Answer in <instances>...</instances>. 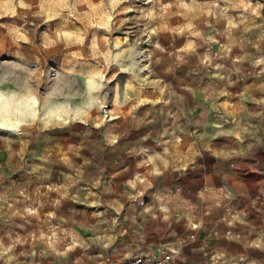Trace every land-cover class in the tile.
Masks as SVG:
<instances>
[{"label":"clouds","instance_id":"obj_1","mask_svg":"<svg viewBox=\"0 0 264 264\" xmlns=\"http://www.w3.org/2000/svg\"><path fill=\"white\" fill-rule=\"evenodd\" d=\"M129 22L136 32L134 48L140 49L138 74L154 84L152 95L113 63L115 33ZM168 38L180 43L170 47ZM189 72L195 75L189 78ZM196 109L215 112L217 119L196 125L198 118L188 119ZM259 124H264V0H0V151L9 154L7 171L0 164V264H29L22 257L41 264L48 257L66 259L76 249L81 254L72 264L99 259L90 250L115 244L123 235L115 231L120 214L133 218L137 208L151 218L153 229L168 228L182 214L187 235L181 247L202 248L198 234L222 205L230 210L217 237L221 243L209 250L212 264H264V222L250 219L237 201L242 193L232 172L241 166L257 170L264 161ZM207 127L214 131L197 135ZM57 134L72 139L67 148L47 145L39 155L28 152L34 140ZM54 152L60 165L55 170L46 166ZM26 154L42 163L29 164ZM106 154L131 169L118 182L119 191L108 179L114 174ZM14 159L24 170L19 178ZM190 168L205 178L219 168L223 176L186 192L171 181L174 172L187 175ZM259 183L252 204L264 215V181ZM81 203L105 211L73 207ZM100 224L108 227L88 239L73 235L80 225ZM25 244L31 246L17 250ZM169 250L179 255L176 246Z\"/></svg>","mask_w":264,"mask_h":264},{"label":"rangeland","instance_id":"obj_2","mask_svg":"<svg viewBox=\"0 0 264 264\" xmlns=\"http://www.w3.org/2000/svg\"><path fill=\"white\" fill-rule=\"evenodd\" d=\"M43 29H41L42 31ZM117 36L116 40V51L113 54V63L114 65L121 69L124 73L128 74L130 77L134 78L136 81L140 82V86L146 95L153 94L154 84H146L142 80V76L138 74L139 68L142 66L141 57H140V49L134 48V44L136 41V32L132 27V22L125 25L121 32L115 33ZM126 39L127 43L121 47L120 40ZM167 43L170 47L178 46L180 43L177 40L175 43L168 38ZM146 47V46H145ZM213 53L218 51L217 47L212 48ZM248 51H254L249 48ZM54 66V65H53ZM247 67V65H245ZM195 73L189 72L187 76L191 78ZM200 76L203 78L205 82L209 81V76L204 73H200ZM213 83H220L219 81H211ZM199 103V97L194 101ZM151 105H146V108H150ZM160 106L157 105V108ZM158 120H162L163 117L159 115L158 112L153 113ZM195 119L196 125H202L205 120L214 122L217 119V115L215 112L210 115L206 112H203L202 109H196L194 113L188 114V119ZM149 119H152L150 116ZM256 122V121H254ZM261 129V135L264 136V124L258 125ZM149 127H155V125H149ZM195 130V129H194ZM214 129L212 127L201 128L200 131L197 132V135H200L202 132L211 133ZM221 140L214 141V143H221ZM72 142L71 138H64L60 134L52 136L49 139H41L38 142L36 140L33 141L31 145L28 146L29 153H35V155H39L44 151L45 146L52 145L54 148L56 145H60L64 148ZM155 142V140H153ZM247 143V142H246ZM15 148L19 150L20 145H15ZM261 149L259 155L264 157V143L259 145ZM8 153L4 151H0V164L5 165V171H7V161H8ZM35 155H25V159L29 161V164H41L42 162L35 159ZM106 159H110V164L108 168V172L114 174V179L112 176H109L108 179L111 180L113 185L117 186V191H119L118 182L123 180L126 177L131 169H125L123 165L125 164L124 160H118L114 156L110 154L105 155ZM79 159V157H77ZM240 159L247 160V157H241ZM56 160L55 152L53 153L52 158L49 160L47 167L52 169L60 168V165L56 164L54 161ZM84 162V161H81ZM94 163V161H93ZM127 163L131 164V160L129 159ZM212 160H208V164L211 165ZM13 171L17 174V178L23 174V169H21L18 165H16V159L13 160ZM234 175V184L237 190L242 193V195L237 197V201L240 202L241 207L247 208L250 216V219L255 221L256 218H259L261 222H264V215L260 211H257L259 205L253 206L252 200L255 199L257 195V189L261 187L260 181H264V161L261 162L260 165L257 166V170H253L252 168L241 166L237 169L232 170ZM59 175V173H57ZM223 176V170L216 168L212 169V175L210 177H203L199 172L193 171L191 168L188 170L187 175L182 172H174V179L171 181L173 184L179 183L183 186L184 191L194 190L199 187L201 184L205 182V180H209L210 182H219L221 181ZM61 181L63 177H60ZM163 183V181H162ZM35 186V185H34ZM31 191V189H30ZM211 190L209 191V195H211ZM54 199L56 194H51ZM178 198V197H177ZM237 201H233L235 204ZM183 207L188 209L189 212L192 211V205L188 203V201H181ZM73 207L81 210L82 212H87L89 214L93 212H104L103 208H88L87 205L75 204ZM230 209L227 205H222L220 208L216 210L214 213V219H209L205 228L201 230L198 234V240L201 245L204 247H181L183 242L186 239V229L184 228L185 220L182 218V214H177L175 217V223L170 225L168 228L161 229L156 228L153 229L152 220L150 217L145 215H141L143 209L137 208L135 210V216L133 218L125 217L123 213L120 214V220L117 222L115 226V231L117 233L123 232V235H119L115 244H113L107 250L101 249H92V251L96 256L100 257L96 260H88L86 264H127L136 254H145L150 256H158L166 251H170V246H176L179 250V255H173V264H212L211 262V254H209V250L215 249L218 243H221L217 239L218 236L222 234V231L226 228V225L223 223V220L226 218L227 213ZM110 216H115L116 213L112 208L108 209ZM42 220H46V216L41 217ZM101 220L105 219L104 217L100 218ZM134 221V222H133ZM35 224H39V221H34ZM58 221L53 220L52 225L55 226ZM96 223V218H91V224ZM75 224V221H73ZM0 227H3L0 224ZM31 225L29 226V230L31 229ZM44 230H47V225H41ZM107 224H100L97 228L91 227V225H80L76 228V233L73 235L79 234V236L84 239H88L93 232L97 231L98 228H106ZM147 232V238L144 237V233ZM30 244L21 245L18 247V251L22 249L29 248ZM43 245H39L37 247V251H39ZM81 254L80 249H76L74 252H69L66 259H55L53 257H48L41 260V264H72L73 259ZM28 259L29 264H31V257L29 258H21ZM40 259V258H37Z\"/></svg>","mask_w":264,"mask_h":264},{"label":"built area","instance_id":"obj_3","mask_svg":"<svg viewBox=\"0 0 264 264\" xmlns=\"http://www.w3.org/2000/svg\"><path fill=\"white\" fill-rule=\"evenodd\" d=\"M171 258L172 257L170 253L163 254L154 260H147L141 256H137L133 258L128 264H170Z\"/></svg>","mask_w":264,"mask_h":264},{"label":"crops","instance_id":"obj_4","mask_svg":"<svg viewBox=\"0 0 264 264\" xmlns=\"http://www.w3.org/2000/svg\"><path fill=\"white\" fill-rule=\"evenodd\" d=\"M167 253H170V254H171V257H172V258H171V262H170V264H173V255H172V253H171L170 251H166V252L162 253L161 255H158V256H155V257L150 256V255H145V254H136L133 258H135V257H137V256H141V257H143V258H145V259H147V260H154V259H156V258L162 256L163 254H167ZM133 258H132V259H133ZM132 259H131V260H132ZM131 260H130V261H131ZM130 261H129V262H130ZM129 262H128V263H129ZM128 263H127V264H128Z\"/></svg>","mask_w":264,"mask_h":264}]
</instances>
